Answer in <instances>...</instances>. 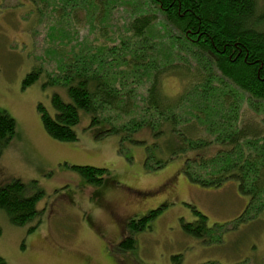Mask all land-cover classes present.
I'll return each mask as SVG.
<instances>
[{
  "label": "trees",
  "instance_id": "16d2710c",
  "mask_svg": "<svg viewBox=\"0 0 264 264\" xmlns=\"http://www.w3.org/2000/svg\"><path fill=\"white\" fill-rule=\"evenodd\" d=\"M27 2L43 27L42 64L50 67L39 64L21 87L45 75L42 89L57 90L50 109L36 108L48 137L76 141L74 128L85 114L89 126H101L96 137H118L120 153L141 146L146 171L182 159L190 183L210 189L235 183L247 198L238 223L264 224V0ZM168 78L179 83L172 96L162 88ZM15 133V120L0 111V153ZM70 168L93 186L108 174ZM38 198L13 179L0 185V212L25 226L37 215ZM163 206L129 219L121 251L134 250L133 236L150 228ZM192 209L197 221L182 223L183 231L208 237L207 217ZM180 259L173 256L171 264Z\"/></svg>",
  "mask_w": 264,
  "mask_h": 264
},
{
  "label": "rangeland",
  "instance_id": "374dc122",
  "mask_svg": "<svg viewBox=\"0 0 264 264\" xmlns=\"http://www.w3.org/2000/svg\"><path fill=\"white\" fill-rule=\"evenodd\" d=\"M35 18L27 0H0V111L16 122L13 140L0 153V185L18 179L27 195L39 196L37 215L25 226L11 225L0 212L5 264H171L178 255L179 264H264V224L260 219L238 223L247 198L235 183L217 189L190 183L182 159L146 171L141 146L120 153L118 137H96L101 126H89L85 114L74 128V142H58L44 133L36 108L41 103L50 109L57 90L42 89L45 75L21 87L39 64L50 67L42 64L47 44ZM33 43L40 49L34 50ZM177 80L162 83L168 96L179 90ZM84 165L107 169L104 183L89 185L70 168ZM161 205L150 228L133 236L134 250L121 251L129 219ZM192 208L207 217L208 237L183 231L182 223L197 221Z\"/></svg>",
  "mask_w": 264,
  "mask_h": 264
}]
</instances>
